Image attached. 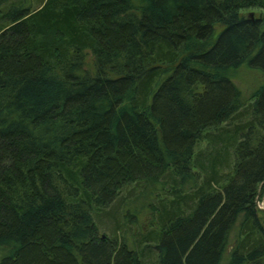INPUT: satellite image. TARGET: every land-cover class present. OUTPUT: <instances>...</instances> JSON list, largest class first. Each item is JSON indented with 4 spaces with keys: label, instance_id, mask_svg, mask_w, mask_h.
I'll use <instances>...</instances> for the list:
<instances>
[{
    "label": "trees",
    "instance_id": "16d2710c",
    "mask_svg": "<svg viewBox=\"0 0 264 264\" xmlns=\"http://www.w3.org/2000/svg\"><path fill=\"white\" fill-rule=\"evenodd\" d=\"M36 4L0 0V264H264V0Z\"/></svg>",
    "mask_w": 264,
    "mask_h": 264
},
{
    "label": "rangeland",
    "instance_id": "374dc122",
    "mask_svg": "<svg viewBox=\"0 0 264 264\" xmlns=\"http://www.w3.org/2000/svg\"><path fill=\"white\" fill-rule=\"evenodd\" d=\"M42 1L43 0H37L36 2L35 0V3L39 4ZM249 14H252V18L260 17L264 19V9H261L258 7L248 8L240 12V15L242 17H248ZM3 25L5 24L0 21V27H3ZM86 66L88 69L90 70L92 69V57L90 53L87 54ZM231 77L233 79V82L236 83V85L240 88L243 94V98L246 100V104L251 103L254 100L252 96L259 89V87L263 84V76L261 72L255 69H250L247 66L245 67L243 66L239 68L238 70L233 71L231 73ZM200 148L201 149L205 148V143L203 141L200 144ZM259 191L261 192L260 188H259ZM259 200H260V197L258 198V202L256 203V206H257V209L261 211L260 208H264V196L261 199V201ZM122 222L123 221L121 219L118 220V223H122ZM105 223L106 224L102 227L107 228L108 231H106L105 233L110 234V229L114 228V224H111L110 221H105ZM131 227H132L131 234L133 233V236H136V234H138V232L140 231L146 232L147 230L150 229L148 227V218H144V219L141 218V225L131 226ZM101 233H104V232L102 231Z\"/></svg>",
    "mask_w": 264,
    "mask_h": 264
},
{
    "label": "water",
    "instance_id": "95a60500",
    "mask_svg": "<svg viewBox=\"0 0 264 264\" xmlns=\"http://www.w3.org/2000/svg\"><path fill=\"white\" fill-rule=\"evenodd\" d=\"M250 19H252V14H249V16H248ZM262 187V186H261ZM261 187H260V189H261ZM260 197V191L258 190V194H257V198H256V203L258 202V198ZM260 210H262V211H264V209L263 208H260Z\"/></svg>",
    "mask_w": 264,
    "mask_h": 264
}]
</instances>
